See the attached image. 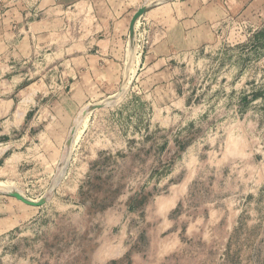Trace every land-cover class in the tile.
Segmentation results:
<instances>
[{
	"label": "rangeland",
	"instance_id": "1",
	"mask_svg": "<svg viewBox=\"0 0 264 264\" xmlns=\"http://www.w3.org/2000/svg\"><path fill=\"white\" fill-rule=\"evenodd\" d=\"M231 9L186 37L144 18L110 83L95 32L59 43L96 68L35 56L21 116L0 117V184L45 202L0 189V264H264V14Z\"/></svg>",
	"mask_w": 264,
	"mask_h": 264
},
{
	"label": "crops",
	"instance_id": "2",
	"mask_svg": "<svg viewBox=\"0 0 264 264\" xmlns=\"http://www.w3.org/2000/svg\"><path fill=\"white\" fill-rule=\"evenodd\" d=\"M157 4V7L150 9L137 20L139 23L135 24V37L144 18L148 20L152 17L153 20L158 21L159 25L161 21L168 27L173 25L175 29L172 31L164 26L165 29L159 32H184L183 37H186V32L193 31L186 28L187 23L191 26L193 22H197L194 24L196 26L201 22L217 21L223 17L227 6L244 10L248 15L264 14V0H171L169 2L167 0ZM190 4L194 7L190 13L186 14V7ZM143 5L144 0H0V62L3 63L2 61H7V57L14 56L22 62L23 66L22 73L12 75L8 81L0 80V85L5 89L0 96V117H10L6 122L8 130L13 129L11 118L21 116L18 113L20 104L17 102L15 92L18 86L26 83L27 78L30 79L29 72L37 68L35 64H32L36 62L37 54L42 51L46 56L47 47H50L52 48L50 57L74 52L77 56L69 60L71 63H77L80 54L90 58L93 63L96 56L90 48L73 50L62 47L59 38L64 36L72 38L80 31L95 32L94 34L100 37L101 45L97 58L103 55L101 59L105 61L104 66L110 69L103 77L110 83V79L117 76L115 74L117 69L122 66L120 62L111 58L121 57L126 53L127 48L122 40L125 36H130L131 20ZM164 7H168L166 10L169 13L170 10L173 9V11L168 13V16L162 17L161 13L166 11ZM76 44L78 43L71 42L69 45ZM132 51L134 53L135 49ZM106 56L110 59H106ZM134 57L135 55L131 57L133 64ZM10 63L12 61L6 64L8 68H14L15 66ZM38 63H43L41 58L38 59ZM85 63L86 67H89L87 61ZM93 64L91 68L99 66L98 62ZM38 67H41V64ZM82 67L85 66L78 68ZM40 75L41 70L36 75L39 78L38 81L30 82V84L40 85L42 83ZM118 78L120 80L121 77Z\"/></svg>",
	"mask_w": 264,
	"mask_h": 264
},
{
	"label": "water",
	"instance_id": "3",
	"mask_svg": "<svg viewBox=\"0 0 264 264\" xmlns=\"http://www.w3.org/2000/svg\"><path fill=\"white\" fill-rule=\"evenodd\" d=\"M152 6H147V5H143L141 8H139L137 10V12L134 14L131 23H130V37L132 39H134L135 36V24L137 22V20L144 15ZM98 106V105H97ZM9 194L11 196L16 197L18 200L23 201L24 203L28 204V205H33V206H40L45 202V199H40L38 201H34L32 199H29L28 197L24 196L22 193L18 192V191H12L9 192Z\"/></svg>",
	"mask_w": 264,
	"mask_h": 264
},
{
	"label": "bare ground",
	"instance_id": "4",
	"mask_svg": "<svg viewBox=\"0 0 264 264\" xmlns=\"http://www.w3.org/2000/svg\"><path fill=\"white\" fill-rule=\"evenodd\" d=\"M137 23H139V22H137ZM136 27V26H135ZM130 39H131V42H133V40L134 39H132L131 37H130ZM140 47V46H139ZM138 52V51H137ZM140 55V54H139ZM137 56V55H136ZM138 61H139V59H138ZM134 62H135V60H134ZM133 72V71H132ZM84 115V114H83ZM84 123V122H83ZM75 133H76V135H77V131H75L74 132V130H72V135H75ZM70 136L71 138H73V136ZM76 138V137H75ZM78 139V138H77ZM71 141V140H70ZM69 141V142H70ZM70 144V143H69ZM0 189H2V190H4V191H8V192H12V191H18V190H16V189H14V188H11L9 185H4V184H0ZM19 192V191H18ZM21 193V192H20ZM25 196V195H24ZM30 199V198H29ZM21 201V200H20ZM35 201V200H34ZM38 201V200H37ZM23 202V201H22ZM24 203V202H23ZM26 204V203H25ZM28 205V204H27ZM30 206H33V205H30Z\"/></svg>",
	"mask_w": 264,
	"mask_h": 264
}]
</instances>
